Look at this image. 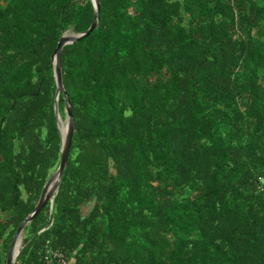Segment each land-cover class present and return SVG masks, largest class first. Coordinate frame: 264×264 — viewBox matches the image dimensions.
Segmentation results:
<instances>
[{
  "label": "trees",
  "instance_id": "1",
  "mask_svg": "<svg viewBox=\"0 0 264 264\" xmlns=\"http://www.w3.org/2000/svg\"><path fill=\"white\" fill-rule=\"evenodd\" d=\"M99 2L61 51L75 132L14 264H264V0ZM94 12L0 0V264L60 159L51 56Z\"/></svg>",
  "mask_w": 264,
  "mask_h": 264
},
{
  "label": "water",
  "instance_id": "2",
  "mask_svg": "<svg viewBox=\"0 0 264 264\" xmlns=\"http://www.w3.org/2000/svg\"><path fill=\"white\" fill-rule=\"evenodd\" d=\"M92 5L94 7V17L93 20L89 26V28L78 35H63L58 40L57 46L51 56L52 65H53V76L56 83V98L54 101V112L56 115L57 120V126L60 132V138H61V150H60V159L58 166L54 173L47 179L45 182L40 197L31 212V214L25 218L20 225L18 226L13 239L11 241V244L9 246L6 261L5 264H14L15 258L18 255L21 247V241H22V234L24 228L29 224L37 215L38 213L45 207L47 203H52L54 197L57 194V191L59 189L60 180L62 173L64 171V168L66 166L70 146H71V139L73 136V133L75 132V124L74 119L71 112V107L69 106V102L67 99V95L65 93L63 83H62V73H61V51L64 46L72 44L74 42H78L81 39L87 37L92 31H94L98 26V15L100 10V2L99 0H91ZM62 93L65 99V119L66 125L64 128L62 127V120L58 113V95L59 93Z\"/></svg>",
  "mask_w": 264,
  "mask_h": 264
},
{
  "label": "built area",
  "instance_id": "3",
  "mask_svg": "<svg viewBox=\"0 0 264 264\" xmlns=\"http://www.w3.org/2000/svg\"><path fill=\"white\" fill-rule=\"evenodd\" d=\"M44 251H45L44 253H45L46 263L52 264L53 261L51 259H49L48 256H49L50 253H53V252H50V250L47 249V246H45ZM61 255L62 254H60V253L59 254H56V253L54 254V256H57V258L59 259L58 264H68L66 261H63L64 259L60 260V258L62 259Z\"/></svg>",
  "mask_w": 264,
  "mask_h": 264
},
{
  "label": "rangeland",
  "instance_id": "4",
  "mask_svg": "<svg viewBox=\"0 0 264 264\" xmlns=\"http://www.w3.org/2000/svg\"><path fill=\"white\" fill-rule=\"evenodd\" d=\"M71 33H68L66 35H70ZM66 125V120H64V118L62 119V127L64 128V126ZM54 173V172H53ZM52 173V174H53ZM23 236V235H22ZM26 236V235H25ZM22 242V241H21Z\"/></svg>",
  "mask_w": 264,
  "mask_h": 264
},
{
  "label": "clouds",
  "instance_id": "5",
  "mask_svg": "<svg viewBox=\"0 0 264 264\" xmlns=\"http://www.w3.org/2000/svg\"><path fill=\"white\" fill-rule=\"evenodd\" d=\"M61 118V117H60ZM64 119H65V117H64ZM61 120H62V118H61ZM52 204V203H51Z\"/></svg>",
  "mask_w": 264,
  "mask_h": 264
}]
</instances>
